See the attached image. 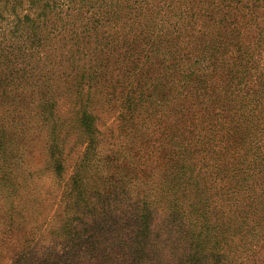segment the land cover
Instances as JSON below:
<instances>
[{
  "label": "rangeland",
  "instance_id": "1",
  "mask_svg": "<svg viewBox=\"0 0 264 264\" xmlns=\"http://www.w3.org/2000/svg\"><path fill=\"white\" fill-rule=\"evenodd\" d=\"M258 3L171 0L90 33L43 32L24 61L38 78L0 81V264H173L174 206L197 194L171 178L214 163L220 148L197 147L216 96L239 95L226 63L263 72ZM89 68L99 79L82 92Z\"/></svg>",
  "mask_w": 264,
  "mask_h": 264
},
{
  "label": "trees",
  "instance_id": "2",
  "mask_svg": "<svg viewBox=\"0 0 264 264\" xmlns=\"http://www.w3.org/2000/svg\"><path fill=\"white\" fill-rule=\"evenodd\" d=\"M169 1L0 0V81L14 78L27 81L28 75L38 78L40 73L24 61L36 58L45 42L43 32L48 28L59 34L79 29L90 33L103 28L119 13L137 10L158 13ZM256 1L264 5V0ZM257 7L252 12L245 8V16H256ZM260 41L264 53V42ZM261 66L248 60L242 69L232 62L226 63L224 79L230 89H238L239 95L216 96L209 134L204 137L205 144L197 147L198 151L204 145L220 148L213 152L214 163L207 160L195 165L196 170L189 177L180 162L179 171L171 178L173 184L184 183L197 194L190 209L174 206L175 215L185 219L181 223H184L182 234L176 237L173 264H264V68L261 72ZM89 70L78 71L76 75L82 92L86 86L91 92L99 79L96 69Z\"/></svg>",
  "mask_w": 264,
  "mask_h": 264
}]
</instances>
